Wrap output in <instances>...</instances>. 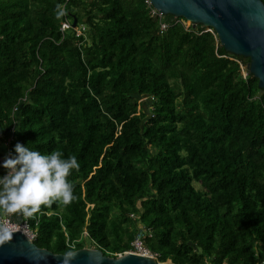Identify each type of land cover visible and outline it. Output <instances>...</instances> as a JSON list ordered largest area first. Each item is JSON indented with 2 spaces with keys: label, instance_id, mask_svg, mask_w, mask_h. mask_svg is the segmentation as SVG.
<instances>
[{
  "label": "trees",
  "instance_id": "obj_1",
  "mask_svg": "<svg viewBox=\"0 0 264 264\" xmlns=\"http://www.w3.org/2000/svg\"><path fill=\"white\" fill-rule=\"evenodd\" d=\"M147 1L0 0V147L12 138L0 165L17 142L80 163L76 199L27 216L33 242L118 258L142 234L160 263L264 264V91L250 59L184 18L161 30ZM75 19L81 36L61 30Z\"/></svg>",
  "mask_w": 264,
  "mask_h": 264
},
{
  "label": "water",
  "instance_id": "obj_2",
  "mask_svg": "<svg viewBox=\"0 0 264 264\" xmlns=\"http://www.w3.org/2000/svg\"><path fill=\"white\" fill-rule=\"evenodd\" d=\"M164 16L184 18L213 29L224 49L249 58L247 69L259 80L264 91V3L262 0H150ZM77 27L75 19L72 28ZM248 73H246V76ZM17 220L22 222V213ZM0 264H61L62 254L39 248L23 232H13L11 239L0 233ZM71 264H167L154 257L126 253L118 258L100 250L83 248L74 252ZM171 264V263H170Z\"/></svg>",
  "mask_w": 264,
  "mask_h": 264
},
{
  "label": "clouds",
  "instance_id": "obj_3",
  "mask_svg": "<svg viewBox=\"0 0 264 264\" xmlns=\"http://www.w3.org/2000/svg\"><path fill=\"white\" fill-rule=\"evenodd\" d=\"M0 166L6 170V174L0 175V213L6 216L15 213L32 216L42 205L55 201L67 205L76 199L69 180L72 172L80 168L76 155L65 156L59 150L45 154L17 142L14 153H9ZM0 233L9 240L13 234L3 222ZM62 255L61 264H71L75 253L66 250Z\"/></svg>",
  "mask_w": 264,
  "mask_h": 264
},
{
  "label": "built area",
  "instance_id": "obj_4",
  "mask_svg": "<svg viewBox=\"0 0 264 264\" xmlns=\"http://www.w3.org/2000/svg\"><path fill=\"white\" fill-rule=\"evenodd\" d=\"M149 6H150V10H151V14L153 16H158L160 18H162L161 21V30L166 31L169 26L168 24L164 21V15H162L158 10L155 9V7L151 4L150 0L147 1ZM183 25L185 26L186 30H191L195 27H197L199 24H194L192 22H188V21H182ZM72 29V24L69 21H66L65 23H63L62 25V31L65 32L66 30ZM77 32L78 36L83 35L81 28L76 27L74 29ZM208 31H212V29H208ZM244 75L246 76V73H244ZM12 142V138L8 139L5 143V150L6 153L8 152V150L10 149V145ZM13 214H11V216H3L0 213V222H3L4 224L8 225L11 228L12 233L13 232H23L25 235H27L31 240H34L36 237V233L31 229L30 225H29V221L27 216L28 215H24L22 214L23 217V221L20 222L17 220V217H13ZM142 234H139L135 240V242L133 243V247H134V251H130L127 253H137V254H142L145 256H150V257H154L155 255H153L148 249H146L144 247L143 241H142ZM122 256V255H120Z\"/></svg>",
  "mask_w": 264,
  "mask_h": 264
},
{
  "label": "rangeland",
  "instance_id": "obj_5",
  "mask_svg": "<svg viewBox=\"0 0 264 264\" xmlns=\"http://www.w3.org/2000/svg\"><path fill=\"white\" fill-rule=\"evenodd\" d=\"M185 21H188V22H191L190 20H188V19H185ZM246 73V72H245ZM147 99H144V100H142V101H146ZM148 102H151L149 99L147 100ZM0 152H1V154L3 155L4 154V152L6 153V148H5V144L4 145H2L1 147H0ZM87 248H89V247H87ZM90 249H92V248H90ZM171 262L170 261H168L167 262V264H170Z\"/></svg>",
  "mask_w": 264,
  "mask_h": 264
}]
</instances>
